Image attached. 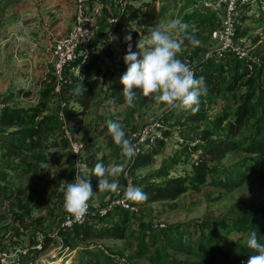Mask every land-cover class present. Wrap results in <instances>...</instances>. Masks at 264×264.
I'll return each instance as SVG.
<instances>
[{"label": "trees", "instance_id": "1", "mask_svg": "<svg viewBox=\"0 0 264 264\" xmlns=\"http://www.w3.org/2000/svg\"><path fill=\"white\" fill-rule=\"evenodd\" d=\"M157 2L158 0H128L127 6L120 11L119 0H88L87 3L90 10L98 6L99 3L102 7V18L95 38V46L101 48L99 54L92 60V63L79 76H75L69 72L65 74L69 82L63 86L62 90L64 102L66 103V119L77 140L79 138L75 132L78 130L79 134L80 129L83 128L80 123H82V120L91 111L98 96L99 89L102 85V79L99 75L104 70L105 64L107 61L113 62L119 56L124 57L126 55L128 44L125 41V36L129 32H131L133 37V51H136V43L140 39V35H147L148 28L155 26L160 20ZM217 17L219 15L211 10H207L205 13L200 12L187 15L183 23H190V27H188L186 35L181 34V36L188 41L186 36H192V30L200 27H203V29L209 27L212 33L215 26H218ZM114 18L117 19V23L110 24L109 20ZM131 20H136V28H132L129 25ZM241 31L242 29L240 27L238 29L239 38L242 36ZM242 32L245 33L246 31L244 30ZM116 45L120 50L118 54L115 53ZM240 63L241 61L233 55H230L222 61L221 65H217L214 59L191 65L194 69L196 79H199L201 76L205 78L206 90H203V92H207L209 97H215L217 102L222 98V90H224V85H222L220 80L221 76H223L222 71L230 76L227 84V90L229 91H232V89H229L231 84L237 90L240 89L238 86L240 81L238 80H245L241 87H246V91L234 95L237 98V103L234 101L236 110L233 121L228 122L226 116H220L216 119L214 126L217 129H221L226 123L221 135L207 128L202 131L201 137L206 142V146L202 147L203 150L198 159V165L193 164L189 167L194 170L195 179L200 184H213L215 187L223 188L229 192L244 185L247 177L244 176L242 169L233 171L234 169L227 168L223 173V177H220L213 183L211 179L216 173L213 162L223 160L226 156L234 154L243 148L238 138L246 131V127L253 119L257 124L264 121V75L257 77V69H255L256 66L253 62L250 63L252 64L251 67L254 65L252 69H248L250 64H246L244 67ZM123 74L121 72L116 73V77L108 91L110 100L117 106L124 105V88L120 83ZM87 75L89 76L86 77ZM55 80L54 65L52 64L51 79L45 90L42 92L38 91L37 100L32 106L14 107L6 105L0 110V130H5L6 132L3 133L0 131V168L16 176L34 175L40 180L43 179L46 185L47 177L42 174L43 167L47 166L50 170H55L56 173L60 158L58 155L53 156L51 153L46 155L45 151L50 149L49 143L52 141L58 142L67 151L68 156L66 158L68 160L64 162L65 170L62 172V175L56 174L55 177L52 176L51 183L54 185L62 183L65 186L66 184L63 182H74L76 174L87 179L95 163L98 161L105 163V156L97 157L93 155L94 152L92 150L97 148L90 144V148L85 145V150L79 157H76L69 151L68 142L62 134L60 126L61 120L59 113L61 103L57 99V95L54 94ZM13 90H16L19 95H23L26 98L33 97L34 95L33 89L19 87ZM14 96L10 92L9 95L4 97V103L11 102ZM224 96L227 95L224 94ZM226 98L228 99V96ZM202 99H204V96ZM56 104L58 105V109L55 114L52 107ZM199 110L192 113L188 122L199 123L205 121V118ZM71 114H75V116L69 118ZM185 114L188 116L187 113ZM110 117L111 114L107 115L106 119L109 121L111 120ZM256 133L252 136L253 138H256ZM262 137L264 135L260 138ZM95 142L101 144L100 140H96ZM165 148L166 141H158L153 151L145 152L137 157L131 167L135 175L134 186L140 187L148 195L146 201L134 203L140 207L151 204L176 202L189 190V185L183 179L173 178L171 176L173 167L164 164L157 165L160 150ZM245 149L252 154H264V141L262 139L261 142H255L250 146L248 145ZM78 160L82 166L79 169L75 167ZM177 162L178 160L174 158L170 164H177ZM259 163L261 165L259 168H264V160L260 159ZM151 166L158 167V169L150 174L137 175V171ZM243 167L246 168V166ZM119 179L120 184L123 181V175ZM8 182L5 179L0 181V197L5 201L11 202L10 212L14 215L15 221H20L22 226L26 230H29V227L23 224L30 216V209L23 201L26 190L22 186H15ZM47 182L50 184V180ZM91 185L94 192L98 191V180L95 176L91 177ZM98 200L97 193L90 202L94 203ZM39 205L38 201H36V206L38 207ZM168 206L175 207V205H167L166 207ZM64 213L65 211L63 209V216ZM133 216L135 215H131L129 212L121 209H115L104 216L91 214L85 224L76 226L72 231L62 233L64 246L70 249H76L80 247L79 244L81 242H128L137 234L135 258L146 259L152 264H174L161 256V248L158 247L160 243L170 251L190 255L192 258H198L199 261L197 264H228L227 255L230 257L235 256L240 260L239 262H248L250 256L256 254L247 247L246 243L248 234L251 231H256L258 240L264 243V229L262 227V221L264 222V209H259L255 212H242L232 219L218 223L217 227L223 230L233 231L232 234L230 233V240L233 242L232 249L230 248L226 252H223L210 236H208V239L204 236L200 245L196 247L190 245L186 238V233L180 227L157 230L161 233H156L149 238V233L146 232V228L154 229L153 224L152 222L149 223L142 220L138 227L135 228V233H130V228L133 227L131 225V218ZM257 218L262 221H258ZM209 233L213 237L212 228H209ZM205 234L206 231H203L202 235ZM42 240L37 241V243L44 242V248H47L52 242H56L48 235L44 236ZM32 243L34 244V251L39 253L35 249L37 243ZM20 246L17 245L16 247ZM84 253L88 258L86 264H102L101 256L98 254H94L89 249H85ZM30 254L31 251L29 252V257Z\"/></svg>", "mask_w": 264, "mask_h": 264}, {"label": "rangeland", "instance_id": "2", "mask_svg": "<svg viewBox=\"0 0 264 264\" xmlns=\"http://www.w3.org/2000/svg\"><path fill=\"white\" fill-rule=\"evenodd\" d=\"M205 0L197 1H184V0H162L157 3V8L160 13V20L156 25H166L170 20L179 19L182 23L185 21L187 15L195 13H205L207 10L203 6ZM120 9V7H119ZM246 18L244 17L241 19ZM241 21V22H242ZM261 23V27L264 24V20H257ZM133 26H136V20H133ZM190 23H188V27ZM242 26V25H241ZM218 27L217 25L215 28ZM214 28V29H215ZM210 29H198L192 30V36L198 41V45H192L189 40L186 41L181 35L178 39L183 40L181 45V51L178 54V58L187 63L190 67L192 64L198 62H204L206 54L212 46L210 40ZM248 32H242L241 38L244 40V46L246 47L249 59L241 61L240 65L244 67L249 65L253 58L259 60V65H255L257 69V77L264 75V45L257 43L252 38L248 29ZM261 36V34H260ZM264 38V37H263ZM119 47L115 46V53H119ZM51 61H52V50ZM215 60V59H214ZM217 65H221V60H215ZM226 63V62H225ZM250 68L254 67V65ZM227 66V65H226ZM104 70L100 73L99 77L102 79V85L99 89L98 96L94 102L91 111L86 118L82 120L78 134V140L83 142L88 148L89 144L95 146L97 149H93V155L97 157L105 156L106 167L120 166L121 171L116 173L114 179L122 176L128 169V156L122 154L120 146L116 145L111 138L109 143L97 144L96 140H101L103 136L109 134L107 128V115L111 114L110 119L114 122H119L125 132V138L130 140V135L141 129L145 123L153 124L156 121H160L163 125V129L160 133L165 137L166 148L160 150L157 165H168L173 167L171 176L173 178L183 179L187 185H189L188 192L181 196L176 202L171 205H175L172 208L170 206L166 210L159 208L161 204L148 205L140 207V214L131 218L130 233H135V228L139 225L138 216H146L148 219H152L153 223H165L167 228L180 227L186 233V238L190 245L198 246L204 236L208 239V236L214 239L215 244L220 247L223 252L228 251L233 245L230 240L231 230H223L218 226L221 221L232 219L242 212H255L259 209H264V168H259L260 159L264 160V154H252L246 151V147L253 143L264 141V121L257 124L255 120L246 127V131L242 133V136L238 138L242 144V149L226 156L225 159L213 162L215 165L216 173L212 176L211 181L216 182L220 177H223V173L227 168L235 170L242 169L244 176L247 177L246 182L241 187L233 189L231 192L226 191L223 188L215 187L213 184L205 183L200 184L194 175L190 165H198V159L202 152V147L206 146V142L202 139V131L211 129L216 131L219 135L222 134L224 126L221 129H217L214 126L216 119L220 116H226L228 122L233 121L235 116L237 100L234 95L246 91V87H241L245 80H238L239 88L235 89L231 84L227 90V84L229 81V75L222 71L223 76L220 80L224 85L222 90L223 96L216 101L215 97H209L207 92H202L200 97L199 112L202 113L205 121L199 123L188 122L192 116V112H184L177 109H166L163 105L155 104L151 98H144L140 93L136 95L131 105H115L109 98V87L114 81L117 72L125 73L127 66L124 63V57H118L116 61H107ZM100 71V70H99ZM254 71V70H253ZM87 75L86 77H88ZM93 76V74H92ZM253 76V74H252ZM250 79V78H249ZM221 85L220 83H218ZM228 99L226 98L227 96ZM204 96V99H202ZM234 99H233V98ZM237 103V101H236ZM58 105L52 107L53 112L56 114ZM187 113L188 116L185 114ZM75 114L69 115V118H73ZM189 119V120H188ZM5 132V130H0ZM257 132V133H256ZM256 133V138H253ZM241 135V134H240ZM249 135V136H247ZM112 137V136H111ZM200 141V142H197ZM110 145V146H109ZM50 149L46 150L45 154L51 153L53 156L58 155L60 158L59 165L55 170H50L47 166L43 167L42 174L50 180V184L46 181V185L43 179L40 180L34 175L16 176L9 174L8 171L0 168V181L3 179L9 181L15 186H22L26 190V195L23 199L27 207L30 209V216L23 222L24 225L29 227L26 230L20 221L14 219V215L10 212L11 202L5 201L0 197V250L10 252L17 245H21L19 248L28 249L30 259L37 261L40 258H45V262L41 264H86L88 258L84 253L85 249H89L101 256L102 264H115L113 256H128L132 264H152L146 259H137L136 255V237H132L128 242L126 241H89L81 242L80 247L76 249H70L64 246L63 237L58 236L53 239L57 242H52L47 248L36 253L34 251V243L42 240L46 235L49 237L55 235L56 230L60 226L63 217V200L64 194L62 189L64 185L51 183V177H55L56 174L62 175L65 170L64 162L68 160L67 151L59 145L58 142L52 141L49 143ZM157 146V145H156ZM64 153V154H63ZM178 160L177 164L171 163L173 159ZM197 161V162H196ZM243 166H246L244 168ZM158 167H148L144 170L137 171V175H146L155 172ZM8 172V173H7ZM11 185V184H10ZM110 192L98 193L99 200L97 204L105 202ZM36 201L40 204L36 206ZM25 213V212H24ZM256 214V213H255ZM24 215V214H23ZM257 216V214H256ZM115 217V214H114ZM89 219V217H88ZM87 219V221H88ZM157 220V221H155ZM258 221H262L257 218ZM86 221V222H87ZM263 229L264 222L262 221ZM206 227V228H204ZM216 227V228H213ZM209 228H212V235L209 233ZM205 229V230H204ZM203 231H206L205 235H202ZM146 232L149 233V238L154 234H160L156 229L146 228ZM194 233V234H193ZM231 233V234H230ZM52 238V237H51ZM43 241V240H42ZM40 243H37V245ZM161 245V246H160ZM158 247L161 248V256L174 264H197L198 258L190 257V255L179 254L166 249V247L160 243ZM228 247V248H227ZM232 249V248H231ZM133 259H132V258ZM228 264H247V262H239L235 256L227 255Z\"/></svg>", "mask_w": 264, "mask_h": 264}, {"label": "clouds", "instance_id": "3", "mask_svg": "<svg viewBox=\"0 0 264 264\" xmlns=\"http://www.w3.org/2000/svg\"><path fill=\"white\" fill-rule=\"evenodd\" d=\"M188 25L179 19L170 20L166 25H155L148 28L147 35H140L136 43V51L132 47V35L125 36L128 44L124 63L127 71L122 75L124 104L131 105L137 93L144 98H151L155 104L163 105L166 109H177L195 113L199 110L200 97L206 90L205 78L196 79L193 69L181 59L183 40L178 39L187 32ZM192 45L199 41L194 36H186ZM109 134L116 145L122 149V154L131 156L135 148L131 141L125 138L122 125L117 121H107ZM81 168L79 160L75 164ZM120 166L106 167L102 161L95 163L87 179L76 175L74 182H63L64 211L68 214L66 223L80 221L88 212L89 201L97 193L116 192L119 183L114 179ZM98 180V191H93L91 177ZM124 199L132 203L146 201L148 195L140 187L129 184L124 192ZM247 247L254 253L247 264H264V243L258 240L256 231L248 234Z\"/></svg>", "mask_w": 264, "mask_h": 264}, {"label": "built area", "instance_id": "4", "mask_svg": "<svg viewBox=\"0 0 264 264\" xmlns=\"http://www.w3.org/2000/svg\"><path fill=\"white\" fill-rule=\"evenodd\" d=\"M88 0H75L76 12L74 23L69 34L61 39H58L52 47V61L56 80L54 83V94L61 103L59 113L61 120V131L69 145V151L76 157H79L85 150V144L77 140L66 119L65 108L66 103L63 97V86L69 81L65 74L71 73L79 76L82 71L92 63V60L99 54V46H95L96 32L99 29L101 15V6H95L92 10L89 9ZM128 4V0H119L120 11ZM261 5V0H214L211 2H203L206 10H211L217 13L220 18L219 26L211 33L212 46L206 54L204 61L211 59L225 60L228 56L233 55L239 61L249 59L244 40L239 38L238 29L242 25V11H248ZM110 24H116L117 19H110ZM250 62L259 65V60L253 58ZM193 69V67L191 66ZM194 71V69H193ZM35 98L34 102H36ZM163 125L160 121L153 124L145 123L141 129L130 135V141L135 148L134 153L128 156V169L123 174V181L119 184V189L112 192L104 203L97 204L89 201L87 214L78 222L72 224L66 223L68 214L65 212L60 226L56 230L55 235L50 237L62 236V233L72 231L76 226L86 223L91 214L104 216L115 209H121L129 212L131 215L140 213V206L126 201L124 192L129 184L134 185L135 175L131 167L135 159L145 152L153 151L158 141L165 140L160 133ZM200 142V141H197ZM78 175V174H76ZM64 203V200H63ZM64 209V208H63ZM153 228L156 230L167 229L165 223H153ZM44 242L38 244L35 249L43 250ZM29 250L19 247H14L12 251L6 252L0 250V264H41L46 260L40 258L37 261L31 260ZM115 264H132L128 256H113Z\"/></svg>", "mask_w": 264, "mask_h": 264}, {"label": "crops", "instance_id": "5", "mask_svg": "<svg viewBox=\"0 0 264 264\" xmlns=\"http://www.w3.org/2000/svg\"><path fill=\"white\" fill-rule=\"evenodd\" d=\"M75 12V0H0V110L6 105L32 106L38 97V91L46 89L52 76L50 51L58 39L71 31ZM241 13L243 17L246 16L242 21V31L248 32V27L254 41L264 45V24L261 27V23L257 21L264 20V0H261V5ZM217 21L219 26V17ZM133 23L131 20L129 25L136 28ZM19 87L33 89V97L26 98L13 90ZM10 92L15 96L5 104L3 99ZM111 138L110 134H106L100 142L105 146L110 144ZM118 180L120 181L119 177ZM172 203L174 202L159 203V208L166 210L169 208L166 206ZM137 219L139 222L153 221L141 215Z\"/></svg>", "mask_w": 264, "mask_h": 264}]
</instances>
